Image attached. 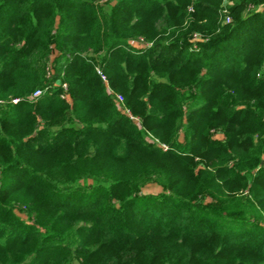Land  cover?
<instances>
[{
	"label": "trees",
	"instance_id": "1",
	"mask_svg": "<svg viewBox=\"0 0 264 264\" xmlns=\"http://www.w3.org/2000/svg\"><path fill=\"white\" fill-rule=\"evenodd\" d=\"M0 264H264V0H0Z\"/></svg>",
	"mask_w": 264,
	"mask_h": 264
},
{
	"label": "built area",
	"instance_id": "2",
	"mask_svg": "<svg viewBox=\"0 0 264 264\" xmlns=\"http://www.w3.org/2000/svg\"><path fill=\"white\" fill-rule=\"evenodd\" d=\"M95 70H96V73H97V75L99 76L100 80H101L104 84H107V77H106V74L102 71V69H101L100 67H95ZM62 89H63L64 92L61 94L60 97H61L62 99H66V98H67V95L65 94V92H66V90H67V86H66V84H62ZM41 93H42V92L39 91V90L35 91V92L33 93V95H32V98H37ZM111 93H112V92H111ZM112 95L114 96V98H115L117 104L123 102V98H122V96L117 95V94H113V93H112ZM13 102L16 103L17 100H14ZM125 112H126L125 114H127V116H129L130 119H134V118L131 116V114H130L127 110H125ZM165 149H167V148L164 147V150H165Z\"/></svg>",
	"mask_w": 264,
	"mask_h": 264
},
{
	"label": "rangeland",
	"instance_id": "3",
	"mask_svg": "<svg viewBox=\"0 0 264 264\" xmlns=\"http://www.w3.org/2000/svg\"><path fill=\"white\" fill-rule=\"evenodd\" d=\"M140 43H142V42H136V41H130V44L132 45V46H135V47H140L141 45H140ZM56 55V52L54 51L53 53H52V58L54 57ZM108 90V92L110 93V94H112L113 92L111 91V90H109V89H107ZM112 92V93H111ZM114 94V93H113ZM117 95H119V94H117ZM121 96V95H120ZM123 98V97H122ZM14 100H17V99H14ZM14 100H12V103H14L13 101ZM116 101V100H115ZM123 102H124V100H123ZM123 102L122 103H118L117 104V102H116V104L120 107V108H122V110L125 112V110H127L129 113H130V111L127 109V108H125V107H123ZM126 113V112H125ZM134 119H131L134 123H136L137 125H140V120H139V118L138 117H135V116H133V115H131ZM129 117V116H128ZM130 118V117H129ZM216 138H221V135H217L216 136ZM165 146H163V148H164ZM166 148V147H165ZM150 190V192H152V193H159V189H156V187H153V188H151V189H149Z\"/></svg>",
	"mask_w": 264,
	"mask_h": 264
}]
</instances>
